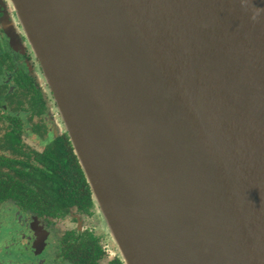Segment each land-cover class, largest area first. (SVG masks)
<instances>
[{"label": "water", "instance_id": "1", "mask_svg": "<svg viewBox=\"0 0 264 264\" xmlns=\"http://www.w3.org/2000/svg\"><path fill=\"white\" fill-rule=\"evenodd\" d=\"M125 264H264V0H11Z\"/></svg>", "mask_w": 264, "mask_h": 264}, {"label": "flooded vegetation", "instance_id": "2", "mask_svg": "<svg viewBox=\"0 0 264 264\" xmlns=\"http://www.w3.org/2000/svg\"><path fill=\"white\" fill-rule=\"evenodd\" d=\"M58 109L0 0V264H125Z\"/></svg>", "mask_w": 264, "mask_h": 264}, {"label": "trees", "instance_id": "3", "mask_svg": "<svg viewBox=\"0 0 264 264\" xmlns=\"http://www.w3.org/2000/svg\"><path fill=\"white\" fill-rule=\"evenodd\" d=\"M73 158H74V160H76V159H77L75 155H74V157H73ZM59 159H61V157H59Z\"/></svg>", "mask_w": 264, "mask_h": 264}]
</instances>
